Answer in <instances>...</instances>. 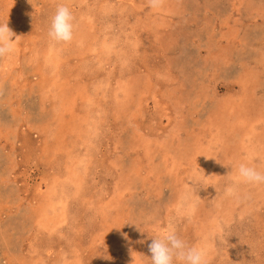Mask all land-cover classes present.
I'll return each instance as SVG.
<instances>
[{
	"label": "rangeland",
	"instance_id": "obj_1",
	"mask_svg": "<svg viewBox=\"0 0 264 264\" xmlns=\"http://www.w3.org/2000/svg\"><path fill=\"white\" fill-rule=\"evenodd\" d=\"M7 20L0 264H151L170 225L208 264H264V185L225 195L264 171V0H0Z\"/></svg>",
	"mask_w": 264,
	"mask_h": 264
},
{
	"label": "clouds",
	"instance_id": "obj_2",
	"mask_svg": "<svg viewBox=\"0 0 264 264\" xmlns=\"http://www.w3.org/2000/svg\"><path fill=\"white\" fill-rule=\"evenodd\" d=\"M151 9L162 8L164 0H147ZM75 17L65 3H59L50 18L47 35L54 45L68 44L74 39ZM17 36L8 26V20L0 23V58L10 56L15 51ZM255 159L249 156L247 163L240 162L235 167L233 182L225 189L226 196L236 194L240 185H264V171L251 163ZM232 171V169H231ZM231 173V172H230ZM151 264H208L207 250L202 245H190L182 239L171 225L152 238L148 246Z\"/></svg>",
	"mask_w": 264,
	"mask_h": 264
},
{
	"label": "bare ground",
	"instance_id": "obj_3",
	"mask_svg": "<svg viewBox=\"0 0 264 264\" xmlns=\"http://www.w3.org/2000/svg\"><path fill=\"white\" fill-rule=\"evenodd\" d=\"M222 137V136H221ZM204 163H205V161H204ZM209 164V163H208ZM238 164V163H237ZM210 165V164H209ZM76 169V168H75ZM72 174V173H71ZM189 175V174H188ZM72 177V176H71ZM192 179V178H191ZM190 180V179H189ZM78 181V180H77ZM72 183V182H71ZM75 183V182H74ZM73 183V184H74ZM76 184V183H75ZM56 187H58V186H56ZM55 190L57 191V188H52V190H51V192H50V195L53 197V194H56V192H55ZM63 190V189H62ZM65 190V189H64ZM61 192V191H60ZM54 198V201L56 200L55 199V197H53ZM184 201H185V199H184ZM57 203H59V201H57ZM48 208L49 209H51L50 211H52V214L51 215H47V217H46V215L43 213L42 215L44 216L43 218H44V223L46 224V225H53L55 222H56V218L58 217V214H56V212H55V206L54 205H49L48 206ZM50 213V212H49ZM64 213V212H63ZM63 215V214H62ZM211 234V233H210Z\"/></svg>",
	"mask_w": 264,
	"mask_h": 264
}]
</instances>
